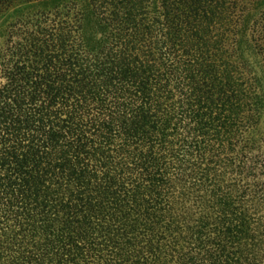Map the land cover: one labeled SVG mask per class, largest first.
Wrapping results in <instances>:
<instances>
[{"label":"trees","instance_id":"trees-1","mask_svg":"<svg viewBox=\"0 0 264 264\" xmlns=\"http://www.w3.org/2000/svg\"><path fill=\"white\" fill-rule=\"evenodd\" d=\"M243 42L264 0H0V264H264Z\"/></svg>","mask_w":264,"mask_h":264},{"label":"rangeland","instance_id":"rangeland-1","mask_svg":"<svg viewBox=\"0 0 264 264\" xmlns=\"http://www.w3.org/2000/svg\"><path fill=\"white\" fill-rule=\"evenodd\" d=\"M241 48H242V52L244 57L248 58L249 64L250 66L254 69L256 68V70L259 73V76L261 75V89H260V100H259V106H260V115H259V133L264 132V74L263 72L260 70V66L258 65V58L256 56H254L253 52H251V48L249 47V44L247 43H242L241 44Z\"/></svg>","mask_w":264,"mask_h":264}]
</instances>
